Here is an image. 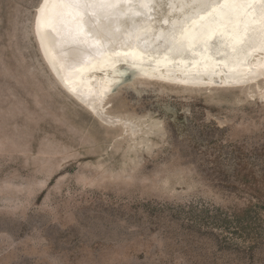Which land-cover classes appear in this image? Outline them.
<instances>
[{
  "label": "rangeland",
  "instance_id": "obj_1",
  "mask_svg": "<svg viewBox=\"0 0 264 264\" xmlns=\"http://www.w3.org/2000/svg\"><path fill=\"white\" fill-rule=\"evenodd\" d=\"M40 2L0 0V264H264V80L127 78L109 124L45 64Z\"/></svg>",
  "mask_w": 264,
  "mask_h": 264
},
{
  "label": "bare ground",
  "instance_id": "obj_2",
  "mask_svg": "<svg viewBox=\"0 0 264 264\" xmlns=\"http://www.w3.org/2000/svg\"><path fill=\"white\" fill-rule=\"evenodd\" d=\"M33 30L55 79L109 124L106 104L127 78L264 80V0H41Z\"/></svg>",
  "mask_w": 264,
  "mask_h": 264
},
{
  "label": "water",
  "instance_id": "obj_3",
  "mask_svg": "<svg viewBox=\"0 0 264 264\" xmlns=\"http://www.w3.org/2000/svg\"><path fill=\"white\" fill-rule=\"evenodd\" d=\"M48 62V61H47ZM49 64V63H48ZM50 66V65H49ZM52 69V68H51Z\"/></svg>",
  "mask_w": 264,
  "mask_h": 264
}]
</instances>
